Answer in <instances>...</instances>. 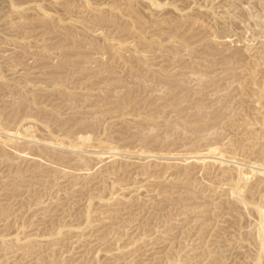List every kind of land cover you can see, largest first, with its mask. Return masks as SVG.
I'll return each mask as SVG.
<instances>
[{
	"label": "rangeland",
	"instance_id": "obj_1",
	"mask_svg": "<svg viewBox=\"0 0 264 264\" xmlns=\"http://www.w3.org/2000/svg\"><path fill=\"white\" fill-rule=\"evenodd\" d=\"M0 264H264V0H0Z\"/></svg>",
	"mask_w": 264,
	"mask_h": 264
},
{
	"label": "bare ground",
	"instance_id": "obj_2",
	"mask_svg": "<svg viewBox=\"0 0 264 264\" xmlns=\"http://www.w3.org/2000/svg\"><path fill=\"white\" fill-rule=\"evenodd\" d=\"M204 161V160H203Z\"/></svg>",
	"mask_w": 264,
	"mask_h": 264
}]
</instances>
